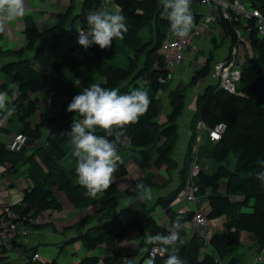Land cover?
<instances>
[{"label":"trees","instance_id":"trees-1","mask_svg":"<svg viewBox=\"0 0 264 264\" xmlns=\"http://www.w3.org/2000/svg\"><path fill=\"white\" fill-rule=\"evenodd\" d=\"M112 2L123 10L126 17L128 31L120 41L130 54H126L127 61L124 66L111 63L115 56L114 45L108 50H102L95 44L88 48V54L84 55L86 67L78 65L67 73L63 66L64 59L71 58L68 56L71 51L83 48L77 43V30H87L86 16L90 10L98 11L100 0L82 1L79 13L74 16L78 20V28L72 25L73 17L68 22L72 4L70 0L69 7L63 13L56 14V21L51 27L43 31H38L34 27L25 28L24 33L27 38L25 46L17 50L0 48V56L14 57L13 60L0 64V72L15 83V88L12 90L7 89L4 82L0 84L1 90L6 88V93L13 97L10 105L11 119L15 123L13 132L25 136V144L28 141L33 144V151L24 155L20 151L8 150L6 144L0 142V165L5 166L10 172L24 165V176L30 185L23 191L20 204H26L32 209L31 217L49 209H60L58 201L52 195L51 187H56L58 191L64 193L69 203L79 210L93 204L98 205L99 209H105L116 200L117 191L113 183L96 199L85 196V189L79 185L75 169L67 170L61 165L67 150L73 146L66 133L70 131L74 113L66 111L67 105L73 96L91 83L100 84L106 89L117 88L121 94L127 92L129 85L136 87L138 83L145 84L151 93L149 108L146 114L139 118L138 123L126 127V138L121 137L118 150L120 151L122 147L133 150L137 154L139 164L150 174H154L160 166H164L166 170L176 166L169 158V154L176 139L175 119L182 109L180 91L173 92L170 96V112L164 117V122L158 124L155 121L159 111L156 93L161 89V84L166 82L165 80L159 82V79H166L169 76V72L163 67L162 55L158 54L161 44L170 36L169 22L161 16L160 0H113ZM248 3L264 12V0H248ZM217 21L224 35L229 38L230 44L234 45L236 40L233 29L239 25V22L236 19L228 21L222 18H218ZM65 25L74 35L71 34L73 39L68 41L67 54L61 61L53 51L59 47V36ZM250 28L245 40L252 55L244 57L234 92H228L216 83L205 86L196 95L184 164L178 169L179 174L182 175L179 180L181 182L169 194L156 200L164 210L165 219L169 223L174 222L178 214L168 205L183 187L188 173V163L191 160L190 148L194 145L196 133L195 123L200 120L208 128L214 127L219 122L223 123L224 130L217 141L211 142L206 138L205 143L198 144L195 154L198 170L191 177L196 186V197L206 203L207 210L203 212L205 218L209 220L223 216L225 219L222 224L224 232H214L208 241L216 253V258L211 254H204L199 259L198 253L202 246L200 238L192 233L190 238L185 239V229L180 228V239L175 242L173 249H167L162 255L150 258V262L154 258V264H164L169 253L182 257L188 264H211L224 255H230L231 251L239 246L240 232L250 236L251 250L258 252L264 245V183L255 176L256 172L262 170L257 160L264 159V36L257 37L254 28ZM50 36L52 40L46 48L38 47L33 56L23 57V53L31 49L37 40ZM45 49L53 55H47ZM209 60L193 70L188 85L207 76ZM35 63H40L47 73L34 69ZM95 77H102L103 80L95 82ZM77 78L81 80L78 87L74 85V80ZM36 95L47 100V107L55 108L59 104L60 109L53 114H47L33 99ZM37 109L38 118L33 122L30 117ZM5 130L11 131L7 128ZM96 133L103 134L99 128L96 129ZM231 152L235 157L232 170L228 169L226 162ZM72 158L76 164V158L73 155ZM202 159L214 163V169L211 171L203 168L200 162ZM125 174L126 170L120 160L118 170L113 177L119 178ZM221 183L224 186L222 194L216 192ZM137 192L134 189V193ZM234 197L239 199H233ZM19 206L13 204L7 208L17 214L20 223L23 224L28 217L25 218ZM244 207H249V211H242ZM118 215L119 212L96 226L86 228L77 236L64 238L60 245L79 242L86 251L101 245L111 250L109 255L100 259L101 262L116 264L121 260V255L114 250L115 235L118 232L126 233L130 229H135L146 232V251L142 259L148 257V249L161 243L150 242L148 238L164 237L165 228L148 213L133 211L123 223L118 220ZM191 215V211L183 213L180 215V222ZM14 243L13 239L12 248L15 247ZM33 253L26 256L25 264H57L55 259L48 262L32 261L30 258ZM5 258L1 256L0 264L7 260ZM98 261L97 256H84L76 264H96ZM228 262L236 264L238 259L232 256Z\"/></svg>","mask_w":264,"mask_h":264},{"label":"crops","instance_id":"crops-1","mask_svg":"<svg viewBox=\"0 0 264 264\" xmlns=\"http://www.w3.org/2000/svg\"><path fill=\"white\" fill-rule=\"evenodd\" d=\"M82 1L83 0H72V4L70 6V18L68 22L73 17L72 25L74 27L76 26L75 28L79 27V23L76 17L74 16L79 13ZM69 2L70 0H25V6L28 9H30V12L22 19H18L12 22H5L4 30L0 31V48L2 50H17L25 46L27 42V38L24 33L25 28L34 27L38 31H43L51 27L52 25H54L56 21V14L63 13L66 10V8L69 7ZM105 7H106L105 10H108L109 12H114L118 9L113 2L107 3ZM191 11L194 16V21H196L197 18H199L203 14L202 7L196 3H191ZM73 12L74 14H72ZM40 25L44 26V28L40 29ZM67 29L68 27L62 29L60 36L64 33V30ZM218 30H221V32L223 33L216 19L209 24L208 31H202L198 37L196 36L193 39V43L197 47L195 53L197 55V59L195 60L196 55L194 57V60L189 59L187 55L189 51H185L186 54L184 60L186 62L185 61L180 62V64H177V67L174 68L177 69L178 71L177 74L181 76L177 79L176 82L177 86L173 88L180 89L182 87L183 84L181 83V80L184 79V77L189 76V74H187L188 71L187 66H190L189 64L193 62L194 65H192L191 67L192 69L193 68L195 69L197 66L201 65L202 61H198V60L199 58H203L205 54L209 53L208 56H211L210 58L211 63L220 60L222 58L228 57L229 55L228 51L230 50L232 45L230 44L229 38L225 36L224 33L222 38L218 40L217 36L214 34V32L216 31L217 33ZM71 34L74 35L73 33ZM71 37L72 36L70 35V38L68 39L69 41H72ZM51 40H52V36L37 40L31 47V49L26 50L23 53V57L33 56L34 51L38 47L46 48ZM54 51L58 53L59 56H57L56 53L54 54L57 56L59 60L64 58L67 54L66 49L65 50L60 49V41H59V47H57ZM87 54L88 51L85 50L84 48H81V50L77 49L71 51L70 54H68V56H71V58L64 59L63 62V66H65L66 72L70 73L74 69V67H77L79 65V62H84L85 61L84 55ZM158 54L162 55L161 51H158ZM49 55H53V54H49ZM248 56H250V54H248ZM13 59L14 57L10 55L9 56L2 55L0 56V64L2 62L11 61ZM171 72L173 73L174 70H172ZM164 80L167 81V78L163 79L162 82H164ZM1 83L2 82H0V84ZM214 83H215V79L213 77L211 76H209L208 78L204 77L199 81H197L196 83H194L195 85L191 86L185 92V101L187 104L184 107L182 118L179 120L178 129L176 128L177 132L175 130L176 139L173 142L174 149L171 152L174 153L171 154L172 161L179 168L182 166L184 162V154H185L184 151L188 144L189 123L194 113L193 98L197 93H200L205 86ZM142 85H143L142 86L143 90H146L148 96L150 97L151 93L148 90V87H145V84ZM6 88L8 89V87ZM6 88L5 90H1L0 88V93H5L6 96H8V103H6L8 105L7 106L8 108H6L5 110H0V142L4 144H7V142L12 136L11 132H13L15 128V123L11 119L12 115L10 114V105L13 101V97L7 95ZM134 88H138V85H136V87L132 85V89ZM130 92L131 91L129 90V88H127V92L125 93H130ZM33 99L35 100L39 108L43 110L44 108H46V106L43 107L42 104L44 105V103L47 100L43 99L40 95L33 96ZM169 111H170V106H168V104H164L163 111L161 112V116L160 117L157 116L155 118V121L158 124L163 123V121L160 120V118L162 116L165 117V115L168 114ZM176 122L178 123V121ZM5 128L11 131L6 132ZM201 134H203L204 137L201 138ZM196 135H197V130L194 136V142ZM205 140H206L205 133L200 132V138L198 140V143L203 144L205 143ZM32 148H33V144L31 145V142L28 141L24 145L23 150H21L20 152L21 154L24 155L30 154L33 151ZM72 151H73V146H71L67 150L66 155L61 160V165L64 167V169L70 170V169H75L76 167V164L73 161L71 155ZM129 153H131L130 154L131 156L129 155ZM119 155L121 157L123 166L126 170V174L119 178L113 177L112 183L115 186L117 193H116V200L111 205H109L105 209H99L98 205L96 204L88 205L82 210L75 209L73 205L69 203V201L66 199L64 193L58 191L56 187H51L52 195L58 201L60 205V209L59 210L49 209L37 214L35 217H31L32 209L28 205L20 204L21 195L23 191L26 188H28L30 185L29 181L24 176V165L18 167L14 172L7 171L5 166L0 165V209L8 207L9 205L19 204L20 210L24 213L25 218L28 217L27 221L23 222L22 224L27 234L23 237V239H21L20 242L19 239L21 238V236L16 235L17 236L16 238L18 240L17 239L15 240L14 243L15 247L5 254L6 256L5 259L8 258L9 252H12L13 257L16 258L17 254L20 255L23 252L27 253L30 251L31 253L37 252L39 254V257H41L42 261L48 262L52 260L50 258L57 260L60 251L64 250L65 253L61 256L59 263L56 261L57 264H76L84 256H92V255L97 256L99 259V261L96 264H103L100 259L102 257H106L107 255H109L111 253V250L104 248L101 245L96 246L92 250L86 251L83 250L79 242H73L68 245L62 244L63 246H61L60 244L62 243L64 238L77 236L81 234L86 228L96 226L102 223L103 221L108 220L112 215L116 214L117 212H119L118 220L120 221V223H123L128 218L130 213H132L133 211H138V213H143V214L148 213L153 219H154V214H156V217L164 219L165 217L164 210L161 204L157 203L156 200L160 197L166 196L171 189V187L169 186L170 178L168 177L165 167L160 166L157 169V171L154 172V174H150L145 167H142L139 164L137 156L136 159L133 160V155H137L133 150H129L127 148L122 149L120 150ZM124 155H128V158L124 159ZM65 159L68 160V162L65 163ZM234 159L235 158L233 157L229 158L231 162H233ZM132 165L134 166V169ZM228 166L229 165L227 163V167ZM214 167L215 164L212 162L206 163L204 165L205 169L211 171L214 169ZM161 172L165 173V178L160 174ZM135 173L136 175L134 176L133 174ZM142 181L144 182L143 184L146 187H150L151 189L157 186L158 187L169 186V189L168 191L165 190V191H158L155 193L152 192L151 199H147L143 203L133 201L128 206H125L126 202L129 201L130 197L136 194L134 193V189L138 192L140 191L138 185ZM174 182H175L174 183L175 186V184H177V178H175ZM125 190L126 192L124 193ZM223 190H224V186L221 183L219 184V187L217 188L216 192L222 194ZM237 199L239 198L237 197ZM202 203L203 204L201 209H203L204 212L207 210V206L205 201ZM168 206L176 214H181V213L183 214L185 212L191 211L188 205L185 204V202H183L179 197H177V194L175 198L169 203ZM222 217L223 216L208 220V229L211 234H213L214 232H219V233L224 232V228L222 226L223 223ZM181 228L185 229L184 230L185 239L190 238V236L193 233L192 230L187 225H182ZM146 238H147L146 232H139L138 230L135 229H130L126 233L118 232L115 235L114 250L121 255V260L118 261V263L116 264H142L144 260V258L142 259V255L146 251V247H145ZM239 243L247 247L245 252L242 254L241 262L243 264H257V262L259 263L263 262V260L257 261L256 258L258 256L257 255L258 253L250 249V244L252 243L250 236H248L244 232H240ZM204 254H211L216 258L215 251L208 244L203 248L200 247L198 258L200 259L201 257H203ZM1 256H3V254L0 250V258ZM23 256H27V255L23 254ZM229 256H232L231 253ZM217 261H220V259ZM20 263L24 264L23 261ZM149 263H150V258H148V262L146 264Z\"/></svg>","mask_w":264,"mask_h":264},{"label":"clouds","instance_id":"clouds-1","mask_svg":"<svg viewBox=\"0 0 264 264\" xmlns=\"http://www.w3.org/2000/svg\"><path fill=\"white\" fill-rule=\"evenodd\" d=\"M161 16L169 22L173 36L186 38L194 26V16L191 11V0H160ZM30 12L25 6V0H0V31L4 30L5 22L22 19ZM87 30L78 32L77 43L85 50L93 44L102 50L112 48L116 38L123 39L128 31L123 10L114 12L108 10L89 11L86 16ZM79 78L74 80L75 86H80ZM7 96L0 93V110L6 108ZM150 98L146 90L136 89L130 93L121 94L117 88L106 89L100 84L91 83L73 96L66 111L74 113L70 131L66 133L73 145L72 155L76 158L75 172L78 183L85 189L84 195L92 199L98 198L112 185L113 175L118 170L121 160L118 145L121 137L126 138V127L139 122L146 114ZM102 130L98 135L96 129ZM257 164L262 170L255 173L257 179L264 183V159H258ZM140 189L130 197L125 206L133 201L143 203L151 199L152 190L143 183ZM180 215L173 222V230L167 237H149L150 242H162L167 246L180 239ZM154 264V258L150 262ZM164 264H188L182 257L169 253Z\"/></svg>","mask_w":264,"mask_h":264},{"label":"built area","instance_id":"built-area-1","mask_svg":"<svg viewBox=\"0 0 264 264\" xmlns=\"http://www.w3.org/2000/svg\"><path fill=\"white\" fill-rule=\"evenodd\" d=\"M113 0H100V4L112 2ZM191 3L200 5L203 9V14L197 18V24L193 26L190 34L186 38H177L171 33L168 40L161 44L160 51L164 52L165 57L163 59L164 68L169 69L174 64L178 63L183 56L186 48L192 47V38L198 37L202 31H208L209 24L218 19L222 18L225 20H237L239 25L233 29L235 43L229 50L228 57L214 61L213 75L217 77V83L219 87L223 88L228 92H234V85L238 81L240 76V62H239V47L242 43L246 44L247 41L243 38L242 34L247 33L252 27L255 30L257 37L264 36V12H261L257 7L245 5L240 0H191ZM249 4V3H248ZM100 8V7H99ZM212 35V34H211ZM167 49L171 51V55H168ZM237 54V55H236ZM159 79V82H162ZM195 128L197 135L195 137L194 145L190 148L191 160L188 164V173L181 189V197L186 202H198L199 199L196 197V186L193 184L191 177L194 176L198 170L197 159L195 157L198 140L200 138V132H204L206 138L215 142L220 138L221 133L224 130V124L219 122L214 127L208 128L202 121H196ZM25 136L21 133L13 134L10 140L7 142L6 147L8 150L19 152L25 144ZM202 207H193L191 209L192 215L180 222V228L182 225H187L196 236L200 238L202 247L208 242L210 231L208 229V219L203 214ZM157 223L165 228V235L167 237L173 230V222L169 223L165 217L158 218ZM21 226L22 230H15ZM27 234L22 224L20 223L17 214L9 210L7 207L0 209V250L4 257L5 254L12 249L11 241L16 240L17 236H21L19 242ZM18 240V239H17ZM23 242V241H22ZM175 243L167 246L168 250H172ZM165 245L161 242L158 245L151 246L147 251L148 258H152L157 255L160 256L164 252ZM19 255H16V258ZM5 260L2 264H17L18 262L14 259ZM23 263L25 264L27 259L26 256L22 257ZM30 260L39 261V255L34 252L31 255ZM257 261H261L259 257ZM211 264H221L219 261H214Z\"/></svg>","mask_w":264,"mask_h":264},{"label":"rangeland","instance_id":"rangeland-1","mask_svg":"<svg viewBox=\"0 0 264 264\" xmlns=\"http://www.w3.org/2000/svg\"><path fill=\"white\" fill-rule=\"evenodd\" d=\"M244 5H245V7H247L249 4H248V1H244V0H240ZM107 3H105V4H99V10H105V5H106ZM98 10V11H99ZM72 14H74V12L72 13ZM197 24V20L196 21H194V25H196ZM67 27V25H65L63 28H66ZM76 27V26H75ZM44 28V26H42V25H40V29H43ZM192 29H193V27H192ZM191 29V30H192ZM77 32H79V30H77ZM170 34H171V32H170ZM214 34L217 36V38H218V40L220 39V38H222V36H223V33L221 32V30H218L217 31V33H216V31L214 32ZM70 35H71V30H70V28H68L67 30H64V33L59 37V41H60V49H62V50H65L66 49V46H67V42L69 41L68 39L70 38ZM242 36H243V38L245 39V37H246V34L245 33H243L242 34ZM169 38V37H168ZM195 37H193L192 38V47H190V48H186L185 49V51H189V53L187 54L188 55V57H189V59H192V60H194V57H195V53H196V49H197V47L194 45V43H193V39H194ZM72 39H73V37H72ZM168 39H166L165 41H167ZM164 41V42H165ZM114 43H113V45H114V49H115V56H114V58L112 59V61H111V63L113 64V65H119V66H124L125 65V63H126V61H127V56H126V54H130V52L128 51V49H127V47L120 41V39L119 38H116L114 41H113ZM163 42V43H164ZM239 55H237L238 57H239V62H240V66H241V64H242V62L244 61V57L245 56H248V54H250V56L252 55V52H251V49H250V47H249V44L248 43H246V44H244V43H242V46H240L239 47ZM185 51H184V53H183V56H182V59L178 62V63H176V64H174L171 68H169V69H166V68H164L167 72H169V76H168V78H167V81L166 82H164V83H162L161 84V89H159L158 91H157V93H156V96L157 97H155V98H157V100H158V109L160 110V111H158V115L157 116H161V112L163 111V106H164V104H168V106H170V104H169V99L171 98L170 96L173 94V92H181V94H182V99H181V102H182V109H181V112L177 115V117H176V119H175V123H174V126H175V130H176V128L178 129V125H179V120L182 118V115H183V112H184V107L186 106V101H185V92H186V90L187 89H189L191 86H194L195 84L194 83H196L197 81H199L200 79H198L196 82H194L193 84H191V85H188V83L190 82V80H191V75H192V73H193V70H194V68L192 69V65H194V63L193 62H191L189 65L190 66H187V68H188V71H187V74H189V76L188 77H184V79H182L181 80V83L183 84L182 85V87L180 88V89H176V88H173V87H176L177 86V79L181 76V75H178L177 74V69H174L175 67H177V64H180V62H183V61H185L184 60V58H185ZM65 52V51H64ZM167 52H168V55H171V51L170 50H168L167 49ZM229 52V51H228ZM45 53H47V55H49V54H51L50 53V51H48L47 49L45 50ZM54 53H56V55L57 56H59L58 55V53L56 52V51H53V54ZM162 53V57H163V59H164V57H165V54H164V52H161ZM59 54H60V52H59ZM208 54L209 53H207V54H205L204 55V57L203 58H199V60L198 61H202L201 62V65H199V66H197L196 68H199V67H201L203 64H205L206 63V61L207 60H209L210 58H211V56H208ZM208 57H209V59H208ZM197 59V55H196V57H195V60ZM186 62V61H185ZM213 63V62H212ZM212 63H211V61L209 60V63H208V73H207V76H206V78H208L209 76H211V77H213L214 79H215V83L214 84H216L217 83V77L216 76H214L213 75V72H212V69H213V65H212ZM79 65L80 66H82V67H86L87 66V62L86 61H84V62H79ZM198 65V64H197ZM34 67V69H36L37 71H39V72H42V73H47V71H46V69L40 64V63H37V64H35V66H33ZM195 68V69H196ZM172 70H174V72L172 73L171 71ZM175 74H177V75H175ZM94 80H95V82H101L103 79H102V77L100 78V77H95L94 78ZM163 80V79H162ZM0 82H4L6 85H7V87H8V89H14L15 88V83L14 82H12L8 77H6L5 75H2L1 73H0ZM126 82H128V80L126 81ZM237 83V82H236ZM235 83V84H236ZM218 84V83H217ZM188 85V86H187ZM142 84L141 83H139L138 84V88H140V89H142L143 90V88H142ZM235 86V85H234ZM184 87H185V89H184ZM187 87V88H186ZM138 88H134V89H132V85H130V87H129V90L130 91H133V90H136V89H138ZM183 88V89H182ZM204 89V88H203ZM171 93V94H170ZM198 94V93H197ZM196 94V95H197ZM7 95H8V93H7ZM196 95H195V97L193 98V106L195 107V99H196ZM7 103H8V96H7ZM8 105L6 104V108H8L7 107ZM42 106L43 107H45L46 106V108H44V111L47 113V114H53L56 110H59L60 109V105L59 104H57V106L55 107V108H49V107H47V101L44 103V105L42 104ZM193 107V108H194ZM5 108V109H6ZM4 109V110H5ZM170 112V111H169ZM167 115V114H166ZM165 115V116H166ZM156 116V117H157ZM37 118H38V109L34 112V114H32V116L30 117V120L31 121H33V122H35L36 120H37ZM178 119V120H177ZM160 120H162L163 122H164V116H162L161 118H160ZM176 121H178V123L176 122ZM198 121H200V120H198ZM3 122H5V121H3ZM4 125V124H3ZM189 126H190V123H189ZM176 132H177V130H176ZM12 134L11 135H13V134H15L14 132H11ZM202 137H204V135L203 134H201V138ZM25 145V144H24ZM24 147V146H23ZM122 149H126V148H124V147H122L120 150H122ZM174 149V146H173V144H172V147H171V151H170V154H169V158L172 160V158H171V154H174V153H171L172 152V150ZM21 150H23V148L21 149ZM20 150V151H21ZM120 152V151H119ZM184 152H186V149H185V151ZM131 153H129V155H130ZM131 156V155H130ZM136 156L137 155H133V160L134 159H136ZM173 156V155H172ZM231 157H233V158H235L234 157V155H233V153L231 152L228 156H227V163H228V165L230 166H228V168L229 169H234V163H235V159L233 160V162H231V160H229V158H231ZM126 158H128V155H124V159H126ZM132 158V157H131ZM138 159V158H137ZM66 162H68V160H66L65 159V163ZM202 163H201V165H202V167L204 168V165L206 164V163H210V161H208L207 159H203L202 161H201ZM183 164H184V162H183ZM183 164H182V166H183ZM189 164V163H188ZM198 164V163H197ZM67 165V164H66ZM181 166V167H182ZM132 167H133V169H134V166L132 165ZM178 169H179V167H177V165L175 166V167H173L172 169H170V170H166V172H167V174H168V177L170 178V181H169V186L171 187V189H170V191L167 193V194H169L173 189H175V188H177L178 187V185H179V183L181 182V181H179L180 179H181V174H179V172H178ZM173 170V171H172ZM134 171H136V170H134ZM157 171V170H156ZM164 178H165V173L164 172H161L160 173ZM175 174H176V176H175ZM134 176L136 175V173L135 174H133ZM175 178H177V184H175V186H174V180H175ZM186 179V178H185ZM169 186H166V187H164V186H161V187H154V188H152L151 190H152V192L153 193H155V192H158V191H165V190H167L168 191V189H169ZM181 189H182V187H181ZM181 189H179V191H178V193H177V197H179L183 202H185V204H187L188 205V207H189V209L191 210V208L192 207H202V202H204V201H199V202H186L182 197H181ZM21 197H22V195H21ZM239 198V197H238ZM233 199H237V197H234ZM249 207H244V208H242L241 210L242 211H249ZM154 219L157 221L158 220V217H156V214H154ZM222 219H223V222H224V217H222ZM223 224V223H222ZM20 230H22V228H21V226L20 225H18V228L15 230V232L14 233H16L17 231H20ZM211 233H210V235H209V238H208V241H209V239H210V237H211ZM114 241H115V239H114ZM207 244H208V242H207ZM206 244V245H207ZM205 245V246H206ZM209 245V244H208ZM205 246H203V247H205ZM202 246H201V248H203ZM247 249V247H245L244 245H242V244H239V246L234 250V251H232L231 252V255L232 256H234L235 258H237L238 259V263L240 264H243L242 262H241V259H242V254L245 252V250ZM31 252L29 251V252H27V253H21L16 259H14L15 261H17L18 263L17 264H21L20 262H22L23 261V259H22V257H23V254H26V255H29ZM65 253V251L64 250H62V251H60V253H59V256L57 257V260L55 259V261H57L58 263H59V261H60V259H61V256L63 255ZM258 254V256L257 257H259V259L262 261L263 260V262L262 263H259V262H257V264H264V245H263V247L257 252ZM9 256H8V258L9 259H13L14 257H13V253L12 252H9V254H8ZM39 255V254H38ZM232 256H229V255H227V256H222L221 258H220V263L221 264H233V263H227L229 260H230V258L232 257ZM50 259H53V258H50ZM39 261L40 262H45V261H42L41 260V257H39ZM148 262V258H144V260H143V262H142V264H146ZM238 263H236V264H238Z\"/></svg>","mask_w":264,"mask_h":264}]
</instances>
